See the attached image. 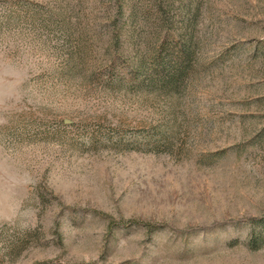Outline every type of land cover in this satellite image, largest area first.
<instances>
[{"label": "rangeland", "instance_id": "obj_1", "mask_svg": "<svg viewBox=\"0 0 264 264\" xmlns=\"http://www.w3.org/2000/svg\"><path fill=\"white\" fill-rule=\"evenodd\" d=\"M0 264H264V0H0Z\"/></svg>", "mask_w": 264, "mask_h": 264}, {"label": "trees", "instance_id": "obj_2", "mask_svg": "<svg viewBox=\"0 0 264 264\" xmlns=\"http://www.w3.org/2000/svg\"><path fill=\"white\" fill-rule=\"evenodd\" d=\"M178 53H179V61L182 62L183 60H185V59L187 58V56H188V54H189V49H188V48L180 47ZM176 67H177V65L174 66L175 71H174V73L171 75V77H173L174 75H176V74L179 72V69H180V68H176ZM169 76H170V75H169ZM173 78H174V77H173Z\"/></svg>", "mask_w": 264, "mask_h": 264}]
</instances>
